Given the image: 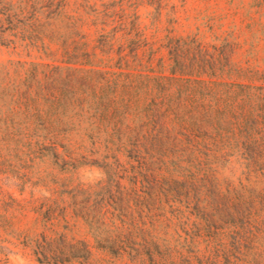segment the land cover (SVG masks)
Here are the masks:
<instances>
[{"label":"rangeland","instance_id":"374dc122","mask_svg":"<svg viewBox=\"0 0 264 264\" xmlns=\"http://www.w3.org/2000/svg\"><path fill=\"white\" fill-rule=\"evenodd\" d=\"M68 2L53 41L0 47V63L22 78L64 50L106 63L103 12L109 55L135 52L123 72L142 78L105 114L101 84L64 87L61 107L18 88L26 106L0 122V264H264V0ZM10 108L0 97V119Z\"/></svg>","mask_w":264,"mask_h":264},{"label":"trees","instance_id":"16d2710c","mask_svg":"<svg viewBox=\"0 0 264 264\" xmlns=\"http://www.w3.org/2000/svg\"><path fill=\"white\" fill-rule=\"evenodd\" d=\"M68 8V0H0V47L15 48L23 43L29 46L37 43L43 45L44 39L53 41L57 35L55 24L66 16ZM98 15L102 17L97 16L93 24L98 27V33H100L97 42L102 54L108 58L106 63H103V59H97L96 55L90 57L87 53L80 54L64 50L59 61L64 66L31 64V68L24 72V78L21 73L24 64L12 61L0 63V97L8 99L11 105L9 112L11 114L2 117L0 122L12 123L15 113L13 107L21 109V106H26L29 96L27 92L19 91L18 88L27 81L35 83L40 88L45 104L55 107L72 104L62 99L66 92L64 87L93 93L97 84H101L102 91L107 89L113 93L110 99L104 100L103 95H100V99L96 100L95 107L103 114L110 108L115 111V105L118 102L126 107L131 103L132 91L135 88L133 82L141 79L142 75H132L123 71L130 68L128 57L135 59L136 54L135 52L130 55L119 53L116 57L109 55L111 53V46H108L110 39L103 34L107 26L103 17L104 13ZM113 58L116 60L111 67L109 62ZM104 69H116L118 72ZM183 75L184 73L180 74V76ZM143 78L146 81L150 80L146 76ZM118 94L121 98H118ZM78 101L80 105L86 104L84 99H74V102ZM83 216L88 220V215Z\"/></svg>","mask_w":264,"mask_h":264}]
</instances>
